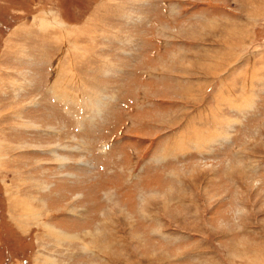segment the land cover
Wrapping results in <instances>:
<instances>
[{
    "label": "rangeland",
    "instance_id": "obj_1",
    "mask_svg": "<svg viewBox=\"0 0 264 264\" xmlns=\"http://www.w3.org/2000/svg\"><path fill=\"white\" fill-rule=\"evenodd\" d=\"M0 264H264V0H0Z\"/></svg>",
    "mask_w": 264,
    "mask_h": 264
},
{
    "label": "bare ground",
    "instance_id": "obj_2",
    "mask_svg": "<svg viewBox=\"0 0 264 264\" xmlns=\"http://www.w3.org/2000/svg\"><path fill=\"white\" fill-rule=\"evenodd\" d=\"M52 233H54L55 235H57L58 234V232L56 231V230H52ZM67 237V236H66Z\"/></svg>",
    "mask_w": 264,
    "mask_h": 264
}]
</instances>
